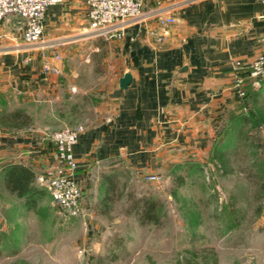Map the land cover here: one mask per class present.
I'll return each instance as SVG.
<instances>
[{"label":"crops","instance_id":"1","mask_svg":"<svg viewBox=\"0 0 264 264\" xmlns=\"http://www.w3.org/2000/svg\"><path fill=\"white\" fill-rule=\"evenodd\" d=\"M144 8L160 9L175 21L162 41L156 40L161 29L153 17L132 21L123 36L108 39L105 53L113 60L97 108L102 117L85 125L73 146L81 185L90 169L107 163L162 175L198 160L211 148L215 118L225 140L228 132H247L250 118L264 120V80L250 74L251 61L264 51V1L145 0ZM88 24L86 0L56 1L44 17L43 41L27 44L18 18L10 16L7 36L0 39V112L23 107L33 116L29 104L49 99L60 83L69 85L61 64L59 75L41 72L42 52L53 59L52 52L84 48L96 37ZM125 71L132 80L121 88ZM53 149L44 128L0 124V192L16 197L4 185V166L22 162L36 172ZM4 218L0 213V228Z\"/></svg>","mask_w":264,"mask_h":264},{"label":"rangeland","instance_id":"2","mask_svg":"<svg viewBox=\"0 0 264 264\" xmlns=\"http://www.w3.org/2000/svg\"><path fill=\"white\" fill-rule=\"evenodd\" d=\"M108 46L96 36L80 50L61 52L58 64L69 85L60 83L49 99L29 104L32 126L49 137L102 117L97 108L113 60ZM250 119L247 132H228L225 140L215 118L209 152L165 169L159 181L123 164L90 169L80 184L84 210L77 216L64 214L48 192L35 210L0 192V264H264V120ZM223 150L229 171L215 154ZM107 177L113 186L105 205ZM141 196L159 201L160 223L141 224L125 212Z\"/></svg>","mask_w":264,"mask_h":264},{"label":"built area","instance_id":"3","mask_svg":"<svg viewBox=\"0 0 264 264\" xmlns=\"http://www.w3.org/2000/svg\"><path fill=\"white\" fill-rule=\"evenodd\" d=\"M61 0H0V39L7 36L4 24L10 16L18 18V30L27 44L43 41L45 35L44 17L48 6ZM264 1V0H261ZM89 33L106 39L121 37L128 24L135 20L153 17L161 31L156 34V40L162 41L166 27L175 21L171 14H165L160 9L146 11L145 0H86ZM264 15V14H263ZM41 72L59 73V53L49 58L42 52ZM28 60V58L26 59ZM250 74L256 80H264V51L259 52L250 63ZM243 95V90L239 91ZM84 126L63 127L50 134L53 143V157L41 169L35 172V180L49 192L52 201L58 205L64 214L77 216L83 213V191L75 176L78 167L73 146L78 134ZM147 181H159V173L142 175Z\"/></svg>","mask_w":264,"mask_h":264},{"label":"trees","instance_id":"4","mask_svg":"<svg viewBox=\"0 0 264 264\" xmlns=\"http://www.w3.org/2000/svg\"><path fill=\"white\" fill-rule=\"evenodd\" d=\"M244 118V117H243ZM32 122V116L23 107H15L0 112V124L6 127H21ZM216 157L221 161L224 171L230 170L227 155L224 151H216ZM3 182L9 193L20 198L26 209L37 208L38 202L45 195L47 189L35 180V170L22 162L10 163L2 169ZM113 186V180L106 178V186L101 201L107 204V198ZM133 213L141 224L160 223L159 201L151 196L135 198L125 210Z\"/></svg>","mask_w":264,"mask_h":264},{"label":"water","instance_id":"5","mask_svg":"<svg viewBox=\"0 0 264 264\" xmlns=\"http://www.w3.org/2000/svg\"><path fill=\"white\" fill-rule=\"evenodd\" d=\"M132 80V74L130 71H125L120 77H119V86L121 88H125Z\"/></svg>","mask_w":264,"mask_h":264}]
</instances>
